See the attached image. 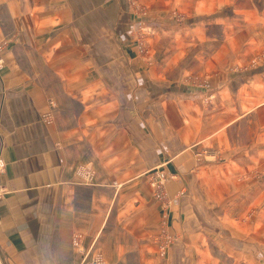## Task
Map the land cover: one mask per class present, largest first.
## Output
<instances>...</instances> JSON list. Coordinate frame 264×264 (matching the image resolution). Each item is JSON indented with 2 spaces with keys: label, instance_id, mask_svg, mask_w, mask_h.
<instances>
[{
  "label": "crops",
  "instance_id": "crops-1",
  "mask_svg": "<svg viewBox=\"0 0 264 264\" xmlns=\"http://www.w3.org/2000/svg\"><path fill=\"white\" fill-rule=\"evenodd\" d=\"M141 1L144 57L130 0H0V42L15 37L0 68V264H86L99 253L106 264H163L149 263L164 215L147 175L158 167L174 176L170 196L184 192L174 232L198 187L225 184L254 189L250 217L263 227L262 176L237 177L264 171V63L247 67L264 51V0ZM82 166L96 171L92 184Z\"/></svg>",
  "mask_w": 264,
  "mask_h": 264
},
{
  "label": "rangeland",
  "instance_id": "rangeland-1",
  "mask_svg": "<svg viewBox=\"0 0 264 264\" xmlns=\"http://www.w3.org/2000/svg\"><path fill=\"white\" fill-rule=\"evenodd\" d=\"M257 1L258 0H226L227 3H231L233 5H246L250 3H256ZM192 3L193 0H182L181 2V4H187L188 6H191ZM176 4L179 5V2L176 1ZM130 5L134 21L133 26L131 27L130 35L133 39L132 44L134 46L136 55L141 57L138 54L135 42L137 27L142 23H145V25H147L146 27L149 53V10L147 8L148 6L141 0H130ZM139 6L143 7L146 10L143 17L137 11ZM173 16L179 23L184 21L183 14L179 13L178 11L173 12ZM216 31L219 33L218 29H216ZM14 39V36L6 37L5 39H3V41L0 42V46L2 45L3 47H6V49L9 48ZM6 49L4 48V50ZM148 53L146 56H148ZM148 62L152 64L151 60ZM4 63L5 62L3 60L1 64L2 66H0V68L4 67ZM260 63H264V51L260 52L253 60H251L247 67H254ZM211 155L212 154L207 155L208 157H211L210 161H215L217 163L224 161V158L220 154L217 155L214 153L212 156ZM245 158L249 160L250 157L241 156V158L239 159V164L244 165L245 161L247 162ZM247 172L248 173L239 175L237 177L238 180L244 181V179H248L249 181L251 178H258L259 180L261 179L259 176H262V186H258V188L264 187V171H262L261 173H256L255 168H253L252 170H249ZM242 188L244 190V195L240 194L239 191L237 192V189L233 188L232 185L228 186L225 184L223 186L218 185L215 187H198L194 192V200H192V197L189 203V217L187 219H185V216L182 217L179 226L177 224L176 226L178 227H175V232L172 230L170 218L168 221V226H164V220L166 219V217H164V213V215H162L163 219H161L158 232H156L152 236V242L155 243V245L157 246L155 247V249H157L155 250L156 253L149 254V256H151L149 257V263L264 264V219H262L260 222L261 224H263V227L254 232L255 221L254 219H251L252 217H250L253 215L251 213L257 211L254 206H251V201L254 197V195H252L254 189L251 191H247L248 189H244V187ZM182 195H184V192H180L173 197L170 195L169 196L172 197V199H174L175 201L174 203H176ZM193 201H195V203ZM174 203L173 207L175 205ZM260 206L264 210V204ZM173 207H171L169 213H171ZM161 209L164 212V208L162 205ZM243 209H249L251 211V215L249 214L247 216L248 221L246 223V220L244 221V219L240 217L242 216V214H244ZM244 223L247 225L246 234H244V232L242 231V225ZM184 227H186L187 229H185ZM183 230H185V232H183ZM191 231L196 232L192 235ZM163 233L166 234L165 237H162ZM161 241L162 243L170 241V245L167 243L169 245V249L168 251L166 249V252L163 255L161 253L162 250L160 247ZM99 254L102 256L103 264H106L103 255L101 253ZM92 260L90 261V263L86 264H93ZM134 261V263H140L136 259Z\"/></svg>",
  "mask_w": 264,
  "mask_h": 264
},
{
  "label": "built area",
  "instance_id": "built-area-1",
  "mask_svg": "<svg viewBox=\"0 0 264 264\" xmlns=\"http://www.w3.org/2000/svg\"><path fill=\"white\" fill-rule=\"evenodd\" d=\"M139 14L143 17V15H145L146 10L139 6L138 10ZM147 25H145V23L139 24L137 27V35H136V48L138 51V54L142 57L146 56L148 53V35H147ZM5 46V45H4ZM5 47H3L2 45L0 46V66H2V62H3V58L2 53L5 51L4 50ZM207 86H209L208 83H206ZM44 120L48 123L51 124L53 121V117L50 113H47L44 115ZM219 154L218 152H214V151H206L205 155L208 154ZM211 155V156H212ZM201 157H205L203 155H201ZM5 168V164L4 162L0 159V171H3ZM79 176L86 182V183H93L95 180V176H96V171L94 169H91L90 167H86V166H82L78 169ZM148 179H149V184L150 187L153 191V197L155 198V200H157L158 202L161 203V205L163 206V210L165 213L166 219L164 220V226H168V221H169V211L171 209V207H173V203L175 202L174 199H172V197L169 196V193L167 191V181L170 178H173L174 176H170V174H168L163 168L158 167L152 171H150L148 174ZM5 194V189L4 187H2L0 185V200L1 198L4 196ZM175 204V203H174ZM166 231V230H165ZM166 234L163 233L162 237H165ZM164 239V238H163ZM170 241L160 243V247H161V253L162 255L165 254L166 249L168 251L169 249V245ZM168 247V248H167ZM93 264H103V259L102 256L100 254H97L94 259L92 260Z\"/></svg>",
  "mask_w": 264,
  "mask_h": 264
}]
</instances>
